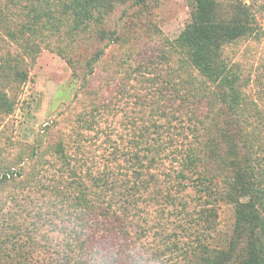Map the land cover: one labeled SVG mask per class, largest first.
Wrapping results in <instances>:
<instances>
[{"label": "rangeland", "instance_id": "rangeland-1", "mask_svg": "<svg viewBox=\"0 0 264 264\" xmlns=\"http://www.w3.org/2000/svg\"><path fill=\"white\" fill-rule=\"evenodd\" d=\"M81 1L0 0V264H36V243L65 240L56 231L36 234V225L49 227L48 217L36 214V182L58 176L59 151L72 152L83 175L108 166L120 189H133L136 171L147 170L151 131L172 165L196 125L209 129L223 120L202 125L196 115L206 113L185 101L192 87L201 96L209 91L177 42L191 21L189 0H96L77 12ZM217 2L224 19L254 24L252 35L223 52L238 79L239 122L264 135V0ZM156 120L159 129H150ZM219 182L221 192L203 208L212 202L208 221L197 223L198 212L181 209L159 216L173 228L152 229L143 246L157 254H148L150 264H205L213 250L230 248L235 210L223 199V176ZM44 193L52 197L50 189Z\"/></svg>", "mask_w": 264, "mask_h": 264}, {"label": "trees", "instance_id": "trees-1", "mask_svg": "<svg viewBox=\"0 0 264 264\" xmlns=\"http://www.w3.org/2000/svg\"><path fill=\"white\" fill-rule=\"evenodd\" d=\"M95 1L77 2L75 8L77 12L86 11V5ZM132 1L143 4L147 0ZM189 1L191 21L177 42L187 51L189 65L208 84L205 87L209 91L201 96L200 90L192 87L184 91L185 101L189 110L202 108L206 113L196 115L200 124L218 118H223L222 122L212 127L209 124V129L196 125L185 152L173 158L172 165L164 162L170 155L164 154L151 131L147 170L136 171L132 190L120 189L115 176L108 174V166L94 173L88 168L83 175L81 162L73 153L59 151L62 157L55 172L58 176L44 175L36 182V214L46 215L49 226L44 229V224L36 225V234L48 238L51 231H56L65 240L36 243V264H150L148 254H157L143 250V246L152 236V229L161 227L167 232L169 225L173 228L171 222L161 223L159 216L181 209L187 215L198 212L201 218L197 223L203 216L208 221L212 202L209 209L203 208L213 193L221 192L222 176L226 188L223 199L235 210L233 238L228 250H213L214 255L205 258V264H264V135L256 127L247 132L239 122L243 101L238 79L223 52L226 45L252 35L255 27L248 18L224 19L217 0ZM110 8L111 4L104 6ZM177 91L170 87L172 94ZM157 122L150 129H159ZM214 127L217 132L211 134L208 130ZM84 179L88 184H82ZM46 189H50L51 198L44 193ZM40 215H36L39 221ZM178 234L168 233L166 237ZM116 246H120L117 251Z\"/></svg>", "mask_w": 264, "mask_h": 264}]
</instances>
